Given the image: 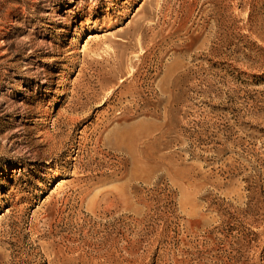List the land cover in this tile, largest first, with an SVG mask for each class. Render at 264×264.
I'll return each instance as SVG.
<instances>
[{
    "label": "rangeland",
    "instance_id": "rangeland-1",
    "mask_svg": "<svg viewBox=\"0 0 264 264\" xmlns=\"http://www.w3.org/2000/svg\"><path fill=\"white\" fill-rule=\"evenodd\" d=\"M111 2L0 0V264H264V0Z\"/></svg>",
    "mask_w": 264,
    "mask_h": 264
},
{
    "label": "bare ground",
    "instance_id": "bare-ground-1",
    "mask_svg": "<svg viewBox=\"0 0 264 264\" xmlns=\"http://www.w3.org/2000/svg\"><path fill=\"white\" fill-rule=\"evenodd\" d=\"M107 1V4L109 5V6H112L113 5V3L111 2V0H106ZM134 2H135V0H133ZM119 2V1H118ZM77 5H78V3H77ZM106 5V4H105ZM127 5V4H126ZM131 5V4H130ZM151 5V4H150ZM116 6V5H115ZM153 6V5H152ZM114 7V6H113ZM116 8V7H115ZM167 8V7H166ZM165 8V9H166ZM19 10V9H18ZM108 10V9H107ZM162 10V9H161ZM16 11V10H15ZM122 11V10H121ZM157 12H158V10H157ZM118 14H120L119 12H118ZM123 14V13H122ZM3 17V16H2ZM11 18V17H10ZM63 19V18H62ZM65 19V18H64ZM154 20V19H153ZM69 21V20H68ZM69 23V22H68ZM103 23V22H102ZM108 24V23H107ZM106 24V25H107ZM1 25V24H0ZM14 25V24H13ZM105 26V25H104ZM78 30V29H77ZM136 30V29H135ZM141 30V29H140ZM82 32H83V30H82ZM129 32V31H128ZM139 34V33H138ZM137 34V35H138ZM117 35V34H116ZM124 35V34H123ZM135 35V34H134ZM133 35V36H134ZM5 36V35H4ZM126 36V35H125ZM132 36V35H131ZM136 38V37H135ZM139 38V37H138ZM141 38V37H140ZM109 40V39H108ZM105 41V40H104ZM133 41V40H132ZM139 41V40H138ZM142 41V40H141ZM151 41V40H150ZM124 42H126L125 40H124ZM115 43H117V42H115ZM120 43H122V42H120ZM50 44V43H49ZM118 45V44H117ZM119 46V45H118ZM124 46V45H123ZM53 49V48H52ZM56 50V49H55ZM110 50V49H109ZM113 50V49H112ZM139 51V50H138ZM142 51V50H141ZM128 53V52H127ZM146 53V52H145ZM129 54V53H128ZM57 55V54H56ZM109 57H107V58H104L105 59V64H107L108 66H109V69L108 70H106V71H96V72H98V74H100L102 77V79L103 78H106L105 76L107 75V76H110V78H112V77H114V76H116L118 73H120V62H118V61H116V58H118V56L116 57V54H115V52H113V53H111L110 55H108ZM114 56V57H113ZM123 56H124V54H123ZM1 57V56H0ZM93 57V56H92ZM103 57H104V55H103ZM111 57H113L112 58V61H111ZM121 57V56H120ZM123 58V57H122ZM69 59V58H68ZM128 59V58H127ZM99 60V59H98ZM141 60V59H140ZM78 61V60H77ZM121 61H123V60H121ZM85 62V61H84ZM101 63V62H100ZM129 63H131V60H130V62ZM103 64V63H102ZM71 65H72V68L74 67V63H71ZM76 65V64H75ZM83 65V64H82ZM106 65V66H107ZM130 65V64H129ZM135 65V64H134ZM66 66V65H65ZM133 66V65H132ZM98 67V66H97ZM87 68V67H86ZM122 68V67H121ZM83 69H85L84 68V65L80 68V70L79 71H81V70H83ZM98 70L100 69V67H98L97 68ZM107 69V68H106ZM131 69V68H130ZM74 70V69H73ZM133 71V70H132ZM130 73H131V71H129ZM124 73V72H123ZM132 75V74H131ZM62 76V75H61ZM97 76V75H96ZM132 76H134V75H132ZM131 76V77H132ZM64 77V76H63ZM66 77V76H65ZM63 79V78H62ZM80 79V78H79ZM43 81V83H46L47 85L48 84H50V81L48 80V78L47 77H45V79L44 80H42ZM62 84L60 85L62 88V91H61V89L59 90L60 92L59 93H62V94H64L65 92H66V83H67V79H63V81L61 82ZM81 83V82H80ZM68 86V85H67ZM126 86V85H125ZM79 87V86H78ZM123 88V87H122ZM77 90V89H76ZM81 90V89H80ZM136 90V89H135ZM160 90V89H159ZM65 91V92H64ZM124 91V90H123ZM165 91H166V89H165ZM56 92V91H55ZM64 92V93H63ZM167 92V91H166ZM172 92V91H171ZM125 93H127V92H125ZM129 93V92H128ZM169 93V92H168ZM61 94V95H62ZM121 94V93H120ZM119 94V95H120ZM130 94V93H129ZM131 94H132V92H131ZM134 94V93H133ZM135 94H137V93H135ZM124 95V94H123ZM173 96V95H172ZM69 97V96H68ZM123 97V96H122ZM126 97V96H125ZM131 97V96H130ZM135 97V96H134ZM74 98V97H73ZM58 100H60V99H58ZM75 100H73V102H74ZM167 101V100H166ZM5 102V101H4ZM39 102V101H38ZM119 102V101H118ZM132 102V101H131ZM170 102H171V100H170ZM23 104V103H22ZM73 104V103H72ZM27 105V104H26ZM74 105H75V103H74ZM116 105V104H115ZM119 105V104H118ZM32 106V105H31ZM77 106V105H76ZM75 106V107H76ZM45 107V106H44ZM89 107V106H88ZM108 107V106H107ZM111 107V106H110ZM109 107V108H110ZM70 108H73V107H70ZM112 108V107H111ZM23 109V108H22ZM28 109V108H27ZM43 109H45V108H43ZM82 109V108H81ZM118 109V108H117ZM75 110H77V108H73V110H72V112H74ZM80 110V109H79ZM23 111V110H22ZM130 111H132V110H130ZM6 112V111H5ZM42 112V111H41ZM63 113H64V111H62ZM72 112L71 113H69V114H71V116H69L68 117V119L70 120V121H78V118L79 117H77V116H73L72 115ZM107 112V111H106ZM106 112H104V113H106ZM30 113V112H29ZM44 113H45V111H44ZM97 113V112H96ZM57 114H59L60 116L58 117V118H64L63 116H62V114H60L59 112L57 113ZM67 114V113H66ZM75 114V113H74ZM77 114V113H76ZM103 114V113H102ZM41 116L43 115V113L42 114H40ZM105 115H107V114H105ZM113 115H114V113H113ZM58 116V115H57ZM64 116H67V115H64ZM130 116V115H129ZM105 118V117H104ZM107 118V117H106ZM64 120H65V118H64ZM98 121V120H97ZM112 121V120H111ZM121 121V120H120ZM120 121H119V123H120ZM40 122V121H39ZM67 122V121H66ZM73 123V122H72ZM98 124H100V123H98ZM136 124V123H135ZM118 125V124H117ZM95 126V125H94ZM97 126V125H96ZM95 126V127H96ZM94 127V128H95ZM99 127V126H98ZM101 127V126H100ZM105 127V126H104ZM140 127V126H139ZM27 128V127H26ZM25 128V129H26ZM136 128V127H135ZM104 129V128H103ZM109 129V128H108ZM126 129V128H125ZM128 129V128H127ZM99 130H100V128H99ZM131 130V129H130ZM41 131V130H40ZM84 131H86V130H84ZM98 132V131H97ZM103 132V131H102ZM124 132V130L122 131V133ZM82 133V132H81ZM105 133V132H104ZM122 133H118V132H116V131H111L110 132V136H105L104 137V141L105 142H107L106 143V145L108 146V148L109 149H111V150H120V147H119V137H120V135L122 134ZM10 134V133H9ZM43 134V133H42ZM84 134V133H83ZM98 134H99V132H98ZM102 134V133H101ZM85 135V134H84ZM96 136V135H95ZM138 136H140V135H138ZM42 140V139H41ZM44 142H46V144H50V145H52L51 143H54V141H55V138H54V136L52 135V134H50V132H47V133H44ZM84 140V139H83ZM140 140V139H139ZM88 141V140H87ZM5 142V141H4ZM44 144V143H43ZM105 144V143H104ZM54 145V144H53ZM48 146V145H47ZM82 146V145H81ZM121 146V145H120ZM138 146V145H137ZM143 146V145H142ZM81 150V149H80ZM121 154V153H120ZM124 154V153H123ZM34 158V157H33ZM24 163V162H23ZM32 164H34V163H32ZM49 164V163H48ZM78 164V163H77ZM31 166V165H30ZM31 167H33V166H31ZM48 169V168H47ZM75 170H76V168H75ZM55 171H57V170H55ZM37 172V171H36ZM52 172V171H51ZM61 172V171H60ZM73 174V173H72ZM69 175V174H68ZM30 176V175H29ZM35 176V175H34ZM38 176V175H37ZM45 178H57V177H59V176H61L59 173H46V174H44L43 175ZM92 179V178H91ZM41 180V179H40ZM84 180V179H83ZM43 181V180H42ZM59 181H65V180H63V176L61 177V178H59ZM77 181V180H76ZM98 181V180H97ZM89 181H87V183H88ZM76 183V182H75ZM91 183V182H90ZM37 184V183H36ZM58 184H60V183H58ZM38 185L39 186H43V182H39L38 183ZM84 185V184H83ZM19 186V185H18ZM93 186V185H92ZM13 188V187H12ZM87 191V190H86ZM57 192V191H56ZM11 193H12V191H11ZM15 193V192H14ZM61 193V192H60ZM56 194V193H55ZM14 195V194H13ZM18 195V194H17ZM89 196V195H88ZM120 197V196H119ZM20 198V197H19ZM18 198V199H19ZM58 199V198H57ZM56 199V200H57ZM16 200V199H15ZM94 200V199H93ZM114 201V200H113ZM126 203H127V201H126ZM28 204V203H27ZM16 204H15V201H14V203L12 204V206L11 207H9L10 208V210H11V208L13 209L14 207H16L15 206ZM51 207V206H50ZM9 210L7 209L6 210V213H4L3 215H6V214H8L9 215ZM11 214V213H10ZM47 218V217H46ZM46 247V246H45ZM49 248V247H48ZM99 255V254H98Z\"/></svg>",
    "mask_w": 264,
    "mask_h": 264
}]
</instances>
